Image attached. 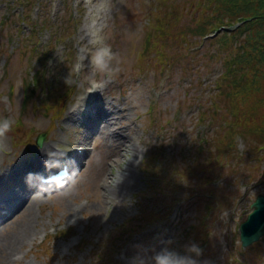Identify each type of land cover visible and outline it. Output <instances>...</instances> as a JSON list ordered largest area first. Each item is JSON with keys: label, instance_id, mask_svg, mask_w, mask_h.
<instances>
[{"label": "rangeland", "instance_id": "obj_1", "mask_svg": "<svg viewBox=\"0 0 264 264\" xmlns=\"http://www.w3.org/2000/svg\"><path fill=\"white\" fill-rule=\"evenodd\" d=\"M199 1L0 0V118L14 121L0 152V197L11 196L0 200V218L16 210L13 222H0V264H151L161 249L183 254L190 243L202 250L199 264H264V237L244 248L239 231L264 194V149L256 158L234 132L225 156L215 141L225 133L219 115L228 113L231 77L250 73L264 86L261 45L250 38L239 50L243 29L213 40H205L212 31L194 33L200 12L190 7ZM95 42L114 53L107 77L75 72ZM242 57L250 64L235 66ZM234 66L245 71L231 73ZM91 85L100 89L94 119L81 101ZM45 146L86 151L58 192L25 183L28 165L45 166L46 157L35 162Z\"/></svg>", "mask_w": 264, "mask_h": 264}, {"label": "trees", "instance_id": "obj_2", "mask_svg": "<svg viewBox=\"0 0 264 264\" xmlns=\"http://www.w3.org/2000/svg\"><path fill=\"white\" fill-rule=\"evenodd\" d=\"M217 1L218 2H215V0H200L198 3H193L191 5L190 10L195 7V11L200 12L198 17L192 18V21L196 25L194 33H198L200 34L199 36L203 37L210 31H218L224 28L221 35L224 34L223 36L226 37L243 29L245 31L246 39L243 43L237 44L239 46V50H245V44L248 40L250 38H256L261 45L260 49L257 47L256 52L260 56L263 55L262 62H264V50L262 49L264 48V0ZM224 13L231 16V20H223L222 15ZM212 19H215L214 23L211 22ZM244 23L247 24L241 26ZM234 27H236L237 30L232 32L231 28ZM180 37H187V34H181L180 31ZM219 37L220 35L216 39ZM36 51H38L37 48H35L32 52L35 54ZM40 62L45 63L44 55H40L39 63ZM250 62V59L245 60V58L242 57L239 62L234 61L233 64L235 66L240 64L242 67L249 65ZM235 66L231 73L234 70L235 72L245 71L244 68L235 69ZM45 67L46 66L44 65V68ZM38 78L39 77L37 76V82L39 81ZM231 78L232 80L228 83V86H226L227 91L223 93L224 98H227L228 105L226 106V109L228 110V113L225 115H219V118L223 121L220 124V132L222 133V130H224L225 133L222 134L221 138L216 137L215 139V141H224L226 146V150L220 152L219 154H224L225 156L230 155L229 152L234 146V132H238L250 141L251 148L255 152V157L257 158L259 149H264V86H261L255 77L250 73H245L244 75L239 74L237 78ZM244 81L245 90H242L241 85ZM232 84H234L233 87ZM256 89L259 90V93ZM258 94L260 95L259 97H257ZM222 104L223 103L216 105L218 112L223 110ZM251 108L252 110L259 108L262 109L263 112L257 111L255 113L251 110ZM213 116L216 118V113ZM204 142L206 143L207 140H204ZM195 148L197 149L195 154L199 152L203 153L202 147L199 144H197ZM217 152L210 150L211 158L212 155ZM231 156L236 159L234 155ZM203 166L200 170H203ZM248 256H252V254L249 253ZM252 258H256V256H252Z\"/></svg>", "mask_w": 264, "mask_h": 264}, {"label": "clouds", "instance_id": "obj_3", "mask_svg": "<svg viewBox=\"0 0 264 264\" xmlns=\"http://www.w3.org/2000/svg\"><path fill=\"white\" fill-rule=\"evenodd\" d=\"M114 59V53L111 48L104 44L103 42H95L90 52L85 54L80 62L75 66V72L85 71L88 69L89 73H99L105 77L112 73V61ZM87 60V64L84 62ZM76 81L73 79L72 74L69 73L68 77L65 79V84L69 87L73 86ZM14 121L11 118H0V152L6 149V141L8 134L12 131ZM52 149L45 152V167L47 170L51 171L53 167H62L63 161L67 160L66 152L60 157H54L52 155ZM55 161V162H52ZM51 162V163H50ZM66 175L64 177V184L71 183L73 178V172H78L75 168L72 171L65 169ZM36 177H42L41 174H29L26 177L25 183L31 188L35 187L38 191L41 189H48V185H41L39 181L35 180ZM58 185L53 184L51 186V191L57 190ZM202 250L199 245L195 243H190L185 246L183 254L180 252L165 247L161 249L158 253L150 258L151 264H199L198 258L201 256ZM139 264H147L143 257L139 258Z\"/></svg>", "mask_w": 264, "mask_h": 264}, {"label": "water", "instance_id": "obj_4", "mask_svg": "<svg viewBox=\"0 0 264 264\" xmlns=\"http://www.w3.org/2000/svg\"><path fill=\"white\" fill-rule=\"evenodd\" d=\"M44 136L39 137L37 143L42 145ZM253 212L241 225V241L244 247H248L258 242L264 236V195L258 196L252 205Z\"/></svg>", "mask_w": 264, "mask_h": 264}, {"label": "bare ground", "instance_id": "obj_5", "mask_svg": "<svg viewBox=\"0 0 264 264\" xmlns=\"http://www.w3.org/2000/svg\"><path fill=\"white\" fill-rule=\"evenodd\" d=\"M94 2L95 1H97V0H93ZM100 90V89H99ZM90 95L91 94H89L88 96H87V99L89 100V98H90ZM88 102V101H87ZM91 106H92V108H93V110H94V116H97L98 115V112H99V101H94V102H92L91 103ZM105 120L106 119H104V122H105ZM104 127V126H103ZM133 138V137H132ZM131 145V144H130ZM127 149V148H126ZM49 151V149L45 146V148L44 149H42V151H40L38 154V157L36 158V160H35V162L37 163L38 162V159L39 158H41L42 157V160H43V158H45L46 156H45V152H48ZM52 152H54V151H52ZM65 153V152H64ZM63 152H58V153H55V154H52L54 157H60V156H62L63 154H64ZM40 163V162H39ZM29 168H31V166L30 165H28L27 166V169H29ZM39 168H41V169H43V168H46L45 166H44V164H41V166H39ZM125 188H129L128 187V185H125L124 186ZM107 188V187H106ZM123 190H126V189H123ZM114 193V192H113ZM65 195V194H64ZM102 210V209H101ZM106 212V211H105ZM34 220V219H33ZM26 225H28V224H26ZM31 225V224H30ZM25 226V225H24ZM18 228V227H17ZM17 228H15V229H17ZM21 230V229H20ZM32 231V230H31ZM18 232V231H17ZM22 232V231H21ZM19 233V232H18ZM23 234V233H22ZM12 236V235H11ZM15 239H17L16 241H14L13 243H12V245H16L17 243L16 242H19V238H15Z\"/></svg>", "mask_w": 264, "mask_h": 264}]
</instances>
